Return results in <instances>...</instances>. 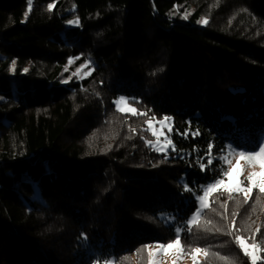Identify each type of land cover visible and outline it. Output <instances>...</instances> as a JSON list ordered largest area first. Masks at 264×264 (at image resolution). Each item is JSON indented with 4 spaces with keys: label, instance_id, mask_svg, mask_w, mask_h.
Returning a JSON list of instances; mask_svg holds the SVG:
<instances>
[{
    "label": "trees",
    "instance_id": "16d2710c",
    "mask_svg": "<svg viewBox=\"0 0 264 264\" xmlns=\"http://www.w3.org/2000/svg\"><path fill=\"white\" fill-rule=\"evenodd\" d=\"M260 147L264 0H0V264H148L177 228L219 253L200 197ZM252 211L259 189H221L202 219Z\"/></svg>",
    "mask_w": 264,
    "mask_h": 264
},
{
    "label": "rangeland",
    "instance_id": "374dc122",
    "mask_svg": "<svg viewBox=\"0 0 264 264\" xmlns=\"http://www.w3.org/2000/svg\"><path fill=\"white\" fill-rule=\"evenodd\" d=\"M89 66H92L91 62L89 63V65L87 64L79 67L75 75L77 77H87L90 74V68H88ZM121 98H124L123 101H121ZM114 104L115 108L121 113L131 115H135L137 113L135 105L130 103L128 101V98L125 96L117 98L114 101ZM131 108H135V114L129 111V109ZM155 132L157 133L156 137L158 139L163 136V133L161 132V127H159L158 130H156ZM158 144L163 143L158 142ZM224 158L225 162L228 164V170L235 169V171L233 172V183L229 184L227 189L225 185H218L211 192H208L207 189H205V194L203 196L204 199H200L199 209L194 218V220L197 221L199 215L201 214V228L206 229L210 224V230L221 236V241H217L215 243V245L219 249L220 254L216 252H209L205 249H201L199 252H196L195 249L193 252L190 253L186 252L181 247V245L163 250H161L159 246H154L150 247L148 250V264H153V262H155V264H200L203 261L210 260L209 258H212L213 260H218L220 264L237 263L239 258L244 257H246L247 259L249 258L251 260V258L245 256L243 251L240 249L239 244L236 240V237L238 236L243 237L247 245L255 244L259 249L257 251V257L261 256L262 252L264 251V217L262 215L260 216V219L257 215V212L252 211L249 214L242 216L237 224V226L241 227V229H239L238 231L232 229V222L229 220L228 215L224 216L223 214H218V212H216V220L212 221L207 216L202 219V216L204 214L203 210L206 209V207L208 206V198L211 193L221 189H225V191L230 190L234 192H240L234 187L237 175H239V179L243 181L241 187L248 186V181L246 177L252 172L260 173V179H264V170H261L254 166L244 165L242 158L237 153L229 152L224 156ZM240 193H242L245 198L250 197L252 194L251 192L246 196L243 192ZM192 222L193 221H191V223ZM230 227L232 229V234L230 232ZM256 230L257 233L255 232Z\"/></svg>",
    "mask_w": 264,
    "mask_h": 264
},
{
    "label": "snow or ice",
    "instance_id": "6c2138e0",
    "mask_svg": "<svg viewBox=\"0 0 264 264\" xmlns=\"http://www.w3.org/2000/svg\"><path fill=\"white\" fill-rule=\"evenodd\" d=\"M31 2V0H29V3ZM49 7H51V5H49ZM71 23V22H70ZM199 23V21H198ZM204 23L206 24L207 21H204ZM69 63H71V61H69ZM25 72H27V69H24ZM64 83H67L68 81H63ZM124 98H121V101H123ZM129 111H131L133 114H135L136 110L135 108H131L129 109ZM222 119H234L232 117H222ZM149 128H152L151 122H149ZM153 135H157V133L155 132V130L153 129ZM239 156L241 158H244L246 160L249 161V163H254L257 158H260V160L262 161L261 166L264 167V147H260L259 151H252L249 152L247 155L245 154L244 151H240L239 152ZM235 171V169H230L228 171H225L222 173V175L226 178V179H218L216 181L215 184L211 185L207 191L211 192L214 188H216L218 185H225L226 189L228 187L229 184L233 183V172ZM261 174L260 173H256V172H252L250 173L246 179L248 181V186L247 187H241V185L243 184V181L239 179V175L236 176V182L234 184V187L236 189H238L240 192H243L246 196L248 194H250L253 191V188H259L260 192L264 193V179H260ZM201 200L204 199V197H200ZM177 232V238L174 240L173 243H168V244H161L159 247L161 250L163 249H168V248H173L174 246H179L180 245V239H179V232L180 229L177 228L176 229ZM82 239L86 240L87 237L83 236L81 237ZM236 240L239 244L240 249L243 251L245 256H248L251 258V264H257V251L259 250L258 247L255 244L252 245H247L246 241L243 237H236ZM196 252H199L200 249L197 248L195 250ZM105 264H107V261L105 262ZM153 264H155V262H153Z\"/></svg>",
    "mask_w": 264,
    "mask_h": 264
}]
</instances>
